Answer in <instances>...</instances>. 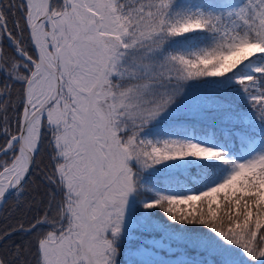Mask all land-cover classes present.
Segmentation results:
<instances>
[{
    "label": "snow or ice",
    "instance_id": "snow-or-ice-1",
    "mask_svg": "<svg viewBox=\"0 0 264 264\" xmlns=\"http://www.w3.org/2000/svg\"><path fill=\"white\" fill-rule=\"evenodd\" d=\"M0 264H264V0H0Z\"/></svg>",
    "mask_w": 264,
    "mask_h": 264
}]
</instances>
